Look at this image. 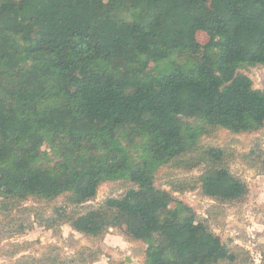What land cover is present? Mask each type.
Wrapping results in <instances>:
<instances>
[{"label": "trees", "instance_id": "obj_1", "mask_svg": "<svg viewBox=\"0 0 264 264\" xmlns=\"http://www.w3.org/2000/svg\"><path fill=\"white\" fill-rule=\"evenodd\" d=\"M175 55L189 63L154 72ZM259 65L264 0H0V214L63 198L57 223L90 237L118 228L145 244L142 264L234 262L176 197L183 187L156 178L166 165H203L204 196H247L225 149L201 140L263 129L264 88L244 71ZM254 158L264 173V153ZM107 182L129 186L85 207Z\"/></svg>", "mask_w": 264, "mask_h": 264}, {"label": "rangeland", "instance_id": "obj_2", "mask_svg": "<svg viewBox=\"0 0 264 264\" xmlns=\"http://www.w3.org/2000/svg\"><path fill=\"white\" fill-rule=\"evenodd\" d=\"M215 3L216 0H209L210 6ZM197 39L206 43L209 37L198 31ZM172 62L189 63L186 58L175 55L152 63V68L155 73L169 71ZM244 71L256 88H264L263 66ZM201 145L225 149L231 171L248 185L245 198L224 203L204 196L199 182L203 165H166L157 174V185L169 190L173 186L183 187L182 191L175 192L176 197L193 207L198 217L221 235L236 255L234 262L224 264H264V173L253 166L258 162L255 155L264 153V127L255 133L240 135L218 129L205 135ZM252 152L256 154L249 156ZM128 186L126 182H107L100 187L97 198L85 207L97 206L107 197L120 196ZM63 204V198L52 203L30 199L12 216L0 214V264H142L145 244L128 240L118 228L111 227L103 236L90 237L73 230L67 223H57L54 208ZM42 213L49 223L56 221L55 226L48 228L47 222L38 217Z\"/></svg>", "mask_w": 264, "mask_h": 264}]
</instances>
